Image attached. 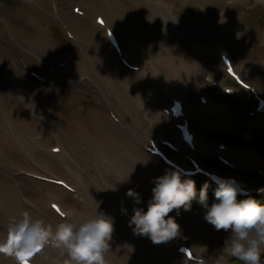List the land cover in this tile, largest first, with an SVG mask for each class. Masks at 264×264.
I'll list each match as a JSON object with an SVG mask.
<instances>
[{"label":"rangeland","instance_id":"1","mask_svg":"<svg viewBox=\"0 0 264 264\" xmlns=\"http://www.w3.org/2000/svg\"><path fill=\"white\" fill-rule=\"evenodd\" d=\"M227 3V0H220V2L211 6V8L214 7L219 10L221 15H224V19H220L218 22L219 41H222L221 51L228 52L246 74V80L257 86L264 93V0H237L230 8L227 7ZM195 11L197 15L201 14L199 9ZM115 24L121 37L128 41L131 40L129 53L133 57L138 58L140 61H147L155 65H158L160 61L167 64L168 61L177 60L186 66L187 69L184 72L177 73L176 70L171 69L166 71L165 68L161 74H156L154 76L148 75L151 77L145 76L146 80H144L140 75L129 73L114 59V56L112 57L105 50L99 40H96V44L105 60L103 65L110 71L104 69L100 61L96 64V67L106 73L109 85L115 88L118 95L124 100H129L131 95L135 94L134 91L137 94H141L144 103H147L150 110L155 113L154 127L149 130V135L151 137L160 135L167 139L178 140L177 136L174 135L175 131L172 125L167 122L166 119H162L164 117L161 114L163 109L169 105L172 97L181 99V97L173 95L176 87H182V95L186 100L187 106L191 109V125L199 131L194 129L201 144L208 146L210 151L216 152L218 143L222 141L206 139L200 133L201 128L211 133L220 134L218 137H221V134L222 136L235 134L236 136L247 139L254 138L255 135L264 130V117H248V113H243L239 100L229 97V99H226V96L214 91L211 86L203 80L204 75L201 72V68L205 67L208 69L211 76L215 77L223 84H232L227 79L218 62L213 58L214 50L212 49L215 45H205L206 48L202 45L199 47L197 44H189V40L186 41L177 38L169 45L167 57L161 51H150L152 52L151 54H146L144 46L149 50V47L159 43L158 40H161L164 36L155 21L150 22L149 19L146 20L142 13L138 12L133 15L131 22H119L116 20ZM49 26L56 27L52 30V39L56 38L57 42H60L57 36L59 32L62 33L61 28L56 24H50L48 27ZM47 36L51 39L49 30H47ZM62 37L64 38L63 35ZM169 37L171 39L173 38L172 36ZM147 40H150L148 44L146 43ZM51 43L53 44L54 40L51 41ZM99 44L101 46H99ZM59 50L65 54L73 53V47L67 39L61 42ZM11 61L20 66V60L18 58L12 56ZM10 67L14 75L20 79L15 67L13 65ZM168 69H170V67ZM45 74L49 76L48 73ZM112 75H115L121 80L119 86L111 82L110 78ZM24 87L30 89L31 95L34 98V100L31 101L36 104L37 108L43 113L48 114V116L52 114L53 118L60 120L69 130V135L65 138L73 148L77 157L82 160L81 162L83 165L86 164L88 157L86 152L82 150L83 144L91 150L93 147L106 150L104 147L105 144L109 146L113 145L116 141H119L120 138L126 139L128 147L133 150L137 157L141 158V166L144 173L149 172L151 169H156L159 176L165 171L163 170L165 167L156 159L149 157L136 141L127 138L123 127L118 126L110 119L103 105L98 101V98L87 92L89 88H82L69 84L61 85L57 90L51 88L35 89L30 88L28 85ZM128 87L132 88L134 91H130ZM199 96H206L214 106H220V110H216L215 108L211 109L219 112V115L213 114L203 119L197 114L196 107L198 105ZM240 96V98L246 101H252L248 95L241 94ZM85 111H90L91 114L87 115ZM16 115L19 117L21 123L27 124L30 130L29 134L41 137L46 141V144L34 148L32 152H24L19 141L6 136L0 131V160L9 166H16L19 170H23L24 172H36V163H43V160L36 161L38 151L40 152L42 149L49 151L47 144L52 141V138L37 117L32 116L29 112L20 115L16 113ZM59 126L63 129L61 125ZM65 135L64 133V136ZM223 137L227 139L230 136ZM230 140L226 141L228 148L232 149V151L228 149V155L239 164L242 170H252L257 174L259 169H264V160L260 159L250 150L237 149V144ZM27 141V144H30L33 140L32 138H28ZM210 157H213V155L206 153L205 155L199 156V159L205 162V160ZM176 158L183 161L181 156H177ZM44 160L48 167H50V171H52L50 172L51 175L60 178H64L63 174L69 175V173L62 168V163L47 157L44 158ZM147 168H149V170H147ZM23 171H18L15 175L10 171L6 172L7 176L0 174V200H10L3 189L6 188L12 192L14 200L17 189H21L27 194H25L26 196H35L37 200H41V198L47 199L48 196L49 198L57 197L62 199L67 206H71L74 203V201L67 196L66 191L52 189L48 186L35 183L33 179L21 174ZM237 173V175L231 174L230 176H234V178L240 181L244 179V183H242L249 187L254 186L258 189L264 188V176H258L257 181H253L248 178L245 179L241 172ZM142 179L141 177V180ZM192 179L198 182L200 177ZM12 180H14L18 186L14 185L11 182ZM111 183L122 184L121 188L125 192L133 187L130 181H126L124 177L115 172L113 168L105 171L102 177L100 176L99 180L95 183L88 184L98 209L102 208L105 214L114 217V230L117 233L120 231L123 232V245H117L113 240L109 241L110 249L106 253L107 263L110 264L109 256L112 250L114 252V259L123 257L124 259L122 261L128 264H196L188 263L184 261V259L173 254L172 251H175V247L183 241H185V244L192 246L197 253L200 252L202 245H207V251L203 254L207 259V264H214L215 259L221 255L219 251L228 233H225L223 230L217 231L211 224L207 223L204 219L205 210L195 201L190 211L181 209L179 216H176L177 223L184 226L186 231L180 230V234L168 242L154 244L146 236L133 234L132 229L128 225V220L130 218L128 211L127 214H124L121 211L122 207L114 203L105 194L104 186ZM199 185H197V188H199ZM149 196H151L150 190L145 189L141 206L149 199ZM211 201L212 192L209 190V203H211ZM95 211L96 209L91 202L86 217L94 216ZM170 215H175V211L170 213ZM73 220L78 219L75 218ZM7 221L8 219L0 221V236H2V233L5 231L4 224H8ZM112 239H114L113 234ZM128 245L134 250L132 251L131 247ZM68 260L69 258H61L55 255H49L47 259L49 264H68ZM229 260L226 259V264H243L242 261L235 258H230ZM0 262L5 263L6 260L2 261L0 259Z\"/></svg>","mask_w":264,"mask_h":264},{"label":"bare ground","instance_id":"2","mask_svg":"<svg viewBox=\"0 0 264 264\" xmlns=\"http://www.w3.org/2000/svg\"><path fill=\"white\" fill-rule=\"evenodd\" d=\"M20 1L24 4L31 5L36 15L34 17L28 16L24 14L22 10L17 11L9 7L4 0H0V130L6 136L19 141L24 152H32L34 148L44 146L46 141L37 135L29 134L30 130L27 124L20 123L22 128L17 125L20 121L16 115V110H19L18 114L31 112L32 116L37 117L52 138V141L47 144V147L52 145L48 148L49 151L43 149L40 152L38 151L36 161L43 160V163H36L37 173L35 174L53 180H62L49 176L52 171H50V167H48L44 158H51L62 163V168L69 173V175L63 174L64 179L74 191V193L68 194L67 196L70 197L74 203L71 206H67L62 199L57 197L49 198L48 196L47 199L41 198V200H37L35 196H26L21 189H17L14 200L12 192L3 188L10 200H0V220L8 219L11 221L13 218H18L22 212L26 211L34 219H41L55 226L65 220L66 217L64 216V218L61 219L53 211L47 209V206L55 203L53 201L60 203L59 205L63 209V214L69 212L75 213V215L67 217L69 221L75 218L78 220L82 217L86 218L91 202L94 208H97L93 193L88 184L95 183L99 180L100 176L102 177L105 171L112 168L115 172L124 177L126 181H130L133 184L132 190L139 193L142 205L144 190L148 189L151 192V188L154 186L152 180L158 176L156 169H151L149 172L144 173L141 166V158L137 157L133 150L128 147L126 139H120L119 137V141H116L113 145L109 146L105 144L104 147L106 150H101L98 147H93L91 150L83 144L82 149L88 156L86 164L83 165L81 162L82 160L77 157L73 148L66 140L69 135V130L60 120L45 115L40 109L32 106L31 104H36L31 101L34 100L31 92L23 89V87H18V84L15 82L16 77L7 65L9 56L20 53L27 57L37 59L40 56H44L46 59L48 58L49 61L56 64L57 71L56 80L51 78L50 82L47 81L46 85L48 88H56L63 84H72L74 86L89 88L87 92L98 98L104 110L113 117V120H116V124L123 127L127 138H131L142 147H148V145H146L148 139L153 138L149 135V130L154 127L155 113L150 110L147 103H144L141 98L142 95L137 94L132 88L128 87V89L134 91L135 94L131 95L129 100H124L118 95L116 89L109 85L106 73L96 67V64L100 61L102 67L110 71L103 65L105 60L96 44V40L98 39L105 50L117 60L106 38V31L108 29L113 30L119 41L121 57L132 60L137 67V71L133 75H140L144 80H146L145 76L161 74L165 68L166 71L173 69L176 70L177 73L186 71V66L177 60L168 61L167 64L160 61L158 65H155L147 61H140L138 58L130 55L129 48L131 46V40L128 41L120 38L115 22L116 20L119 22H131L133 15L141 12L146 20L149 19L150 22L155 21L165 36H163L161 40H158L159 43L149 47V50L144 46L146 54H151L152 52L150 51H161L167 57L169 45L174 39L178 38L186 41L189 40V44H197L199 47L202 45L206 48L205 45H215L212 49L214 50L213 58H215V61L222 67L219 59L224 53L221 51L222 41H219L218 22L220 19H224V15H221L220 11L214 7L211 8V6L220 2V0ZM227 1V7L230 8L237 0ZM73 5H78L80 7L83 12L82 16L73 14ZM196 9L201 11L200 15L196 14ZM101 15L104 19V27H100L95 23L96 18ZM22 21L24 23H22ZM41 22L45 23L47 26L51 23L58 24L59 26L66 27L67 30L70 28L75 33V39L71 40L74 51L72 56L59 52L56 46L50 43L45 34L47 28L42 26ZM26 26L31 27L33 30L30 35L27 34L28 30ZM169 36L173 38L171 39ZM149 41L150 40H147L146 43L148 44ZM101 45L99 44V46ZM64 61H68L69 66L59 70L58 65ZM49 64L48 62L46 65ZM169 67L170 69H168ZM241 70L242 69L236 65V71L242 74ZM201 72L204 77L214 80L205 67L201 68ZM19 75L24 77L23 73L19 72ZM242 75L244 76L246 74L244 73ZM110 79L115 85L119 86L121 84V80L115 75H112ZM181 88L182 87H176L173 95L185 100ZM172 99H174V97H172ZM212 108L220 110L221 107L214 106V104L209 101L205 106L198 104L196 112L203 119L213 114L219 115V112L211 110ZM183 112L185 118L190 120V107L185 106ZM85 113L87 115L91 114L90 111H85ZM161 114L164 117L162 119L166 118L169 119L171 123H175V121H173L170 116L165 115L163 111ZM262 117H264V114ZM58 124L63 127L64 131ZM64 133L66 134L65 136ZM24 134L26 138H32L33 141L30 144H27L28 141L24 139ZM195 147L197 151H200L198 145ZM54 148H59L58 154L54 155L51 152ZM202 149L201 152L205 155ZM179 150L181 153H184L186 148L180 145ZM213 152L214 151H211L208 154L217 155V152ZM223 154L228 156V150ZM147 170H149V168H147ZM9 171L13 172V174L16 173V166H9L3 162L1 164L0 162V174L7 176L6 172ZM141 177L143 178L142 180ZM11 182L13 183V180ZM44 185L50 188L55 187L49 184ZM112 185H115L116 190H105V194L114 203L118 204L120 207L126 208L128 213L132 215L133 207L141 205H135L133 198L125 195L126 192L121 188L122 184H106L104 188L111 187ZM97 211L103 212L102 208L97 209ZM78 220L73 221L77 222ZM181 229L182 231H186V228L182 225ZM112 234L114 239L111 240L117 245L124 244L122 231L117 233L114 230ZM182 245L181 243L176 246L175 253L176 249ZM48 255L68 258L63 249L49 246L37 252L30 260L33 264H47L45 263V258ZM196 256L197 258L201 257L200 254ZM109 257L110 264H128L122 261L124 259L123 257L114 259V252L112 250L110 251ZM1 260H6V262H0V264H16L14 258L9 259L7 255L4 254H1Z\"/></svg>","mask_w":264,"mask_h":264},{"label":"clouds","instance_id":"3","mask_svg":"<svg viewBox=\"0 0 264 264\" xmlns=\"http://www.w3.org/2000/svg\"><path fill=\"white\" fill-rule=\"evenodd\" d=\"M191 176L177 165L153 178L150 198L143 206L133 207L128 220L133 234L146 236L154 244L168 242L180 234L176 216L181 209L190 211L195 201L205 210L207 223L217 231L228 233L214 264H226V259L230 258L243 264H264V202L252 196L234 177L210 173L197 188ZM104 190L115 191L116 187L112 185ZM262 190L264 188L257 192ZM125 195L132 197L135 205H141L139 193L128 189ZM238 196L244 198L238 199ZM97 209L98 206L94 216L82 217L77 222L67 219L75 213H64L66 219L55 226L22 212L7 224L0 236V254L13 257L16 264H25L37 252L51 246L66 252L68 264H107L114 217ZM121 211L127 214L126 208L122 207ZM173 211L175 215H170ZM206 251L207 245H202L201 264H204Z\"/></svg>","mask_w":264,"mask_h":264},{"label":"trees","instance_id":"4","mask_svg":"<svg viewBox=\"0 0 264 264\" xmlns=\"http://www.w3.org/2000/svg\"><path fill=\"white\" fill-rule=\"evenodd\" d=\"M253 148L258 152V154L264 157V136L257 137ZM262 202H264V197H260Z\"/></svg>","mask_w":264,"mask_h":264},{"label":"snow or ice","instance_id":"5","mask_svg":"<svg viewBox=\"0 0 264 264\" xmlns=\"http://www.w3.org/2000/svg\"><path fill=\"white\" fill-rule=\"evenodd\" d=\"M53 208H56V205H52Z\"/></svg>","mask_w":264,"mask_h":264}]
</instances>
